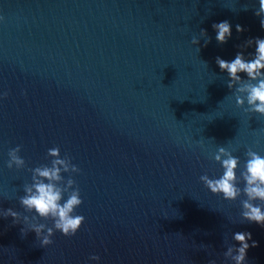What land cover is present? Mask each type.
Wrapping results in <instances>:
<instances>
[{
	"label": "water",
	"instance_id": "95a60500",
	"mask_svg": "<svg viewBox=\"0 0 264 264\" xmlns=\"http://www.w3.org/2000/svg\"><path fill=\"white\" fill-rule=\"evenodd\" d=\"M257 8L258 0H0V92L8 93L0 208L33 214L19 204L23 185L58 146L80 169L74 214L85 217L75 235L54 231L43 247L0 217V264H234L223 252L237 231L257 241L246 264H264V226L240 215L246 197L223 199L199 179L222 174L218 147L240 158L237 176L249 148L264 156V115L236 104V86L215 63L238 51L250 58L255 44L240 46L264 38ZM224 20L232 35L219 44L212 24ZM17 145L26 166L9 169Z\"/></svg>",
	"mask_w": 264,
	"mask_h": 264
},
{
	"label": "clouds",
	"instance_id": "9594fccd",
	"mask_svg": "<svg viewBox=\"0 0 264 264\" xmlns=\"http://www.w3.org/2000/svg\"><path fill=\"white\" fill-rule=\"evenodd\" d=\"M247 10V9H245ZM254 15L260 18V28L264 30V0H258V8ZM2 19V18H0ZM215 31V40L224 44L232 35V26L224 20L212 24ZM236 31L245 29L237 24ZM201 36H206V30L201 29ZM210 37L204 40V46L210 42ZM192 44H199V38L192 37ZM255 44L254 52L249 53L250 58H245L243 51H238L231 60L215 58L221 72L227 73V87H235V102L242 106L247 102V112H255L264 115V38H249L240 47L245 48ZM244 73L242 77L240 74ZM244 94V95H240ZM7 92H0V97H6ZM21 146L17 145L8 150L6 166L12 169L24 168L26 162L19 155ZM246 159L243 168L237 176L236 170L240 167V158L221 146L212 154V158L219 162L223 169L219 177H209L207 174L199 177L205 187L213 194H222L223 199L235 200L241 194L246 198L241 200V217L243 221L264 226V156L249 148L245 153ZM50 158L46 164H39L30 168L31 182L23 185V195L19 197V204L31 216L22 215L13 208H0V217L12 218V224H23L20 233L25 236L29 231L35 233L41 246L53 243L51 237L54 231L71 237L75 235L85 220L83 215L74 214L75 209L82 203L80 189L72 177V173L80 172L79 167L72 163V158L65 153L60 154V148L54 146L47 149L45 159ZM62 173H68L65 177ZM243 182V188L239 186ZM259 201L260 203H255ZM21 220L23 223H20ZM51 220V226L44 222ZM27 225L28 231L24 229ZM232 240L237 244H230L223 252L225 258H230L234 264H246L247 250L256 247L257 241L252 240V234L248 231H237L232 234ZM251 241V243H249ZM90 260L99 261L100 256L92 254ZM208 264H216L210 260Z\"/></svg>",
	"mask_w": 264,
	"mask_h": 264
}]
</instances>
